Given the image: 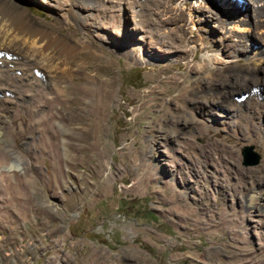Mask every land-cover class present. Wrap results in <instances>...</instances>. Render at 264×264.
Returning <instances> with one entry per match:
<instances>
[{
    "label": "rangeland",
    "instance_id": "374dc122",
    "mask_svg": "<svg viewBox=\"0 0 264 264\" xmlns=\"http://www.w3.org/2000/svg\"><path fill=\"white\" fill-rule=\"evenodd\" d=\"M15 1L89 94L43 139L32 64H0V264H264V0Z\"/></svg>",
    "mask_w": 264,
    "mask_h": 264
},
{
    "label": "bare ground",
    "instance_id": "6f19581e",
    "mask_svg": "<svg viewBox=\"0 0 264 264\" xmlns=\"http://www.w3.org/2000/svg\"><path fill=\"white\" fill-rule=\"evenodd\" d=\"M73 1L78 3V5L80 3V5H86L87 7L92 6L94 9L103 6H101L100 0ZM250 1L256 4L260 3L262 0ZM69 13L71 14V12ZM76 50L77 46L72 41L60 34L55 33L46 24L33 20V18H31L25 11V9L16 3L15 0H0V64L4 65L8 69H17L19 66V61L23 60L32 64L34 73H24L26 77L24 83H28L23 84L24 88H35V91L33 90L34 93L31 95L33 103L31 100L32 104L30 107H28L29 114L25 124L32 123L35 120L33 114L35 113L36 108L38 109L44 107L45 111L41 118L35 121V125L38 131L42 134L43 139L45 138L46 132L47 134L49 133L51 135V139H56V136L52 134L54 132L52 130L53 123L56 122L60 125L62 130H65L64 128H67V124H70L72 121L75 122L77 117H72L74 115L73 113L80 107L82 98L89 94V92L86 90V87L83 89H73L76 92L72 95L68 92L69 83H66L67 79L74 78L77 73L81 74L87 83V79L89 78V75L83 70L84 68L80 69L79 67V69L75 71L70 69V60L66 58V56L71 55L72 53L76 52ZM36 77H39L45 84L51 87L50 94L43 93L42 90H39V87L41 86L37 83ZM70 88H72V86ZM67 92L68 95L65 96V93ZM79 92L80 94H77ZM73 95L75 96L73 97ZM64 111L69 114L66 119L63 116ZM100 113L102 116L104 113V107H101ZM101 116L98 118V123H96L97 130L95 145L101 142L100 134L104 130V125L102 122L103 117ZM7 117V114L0 113V137L2 135V128H4L3 122L5 119H7ZM56 140L54 142H49V144L48 142L46 143L48 144L46 146L48 151L55 153V149H57L56 146L58 145ZM66 149L67 148L65 146L64 150ZM9 163L11 165L9 169L20 168L21 166V160L16 156L14 159H12V161H9ZM262 196L263 194L261 191H254L252 194L247 196V203L254 206L255 203H257V200L260 197L262 198Z\"/></svg>",
    "mask_w": 264,
    "mask_h": 264
},
{
    "label": "water",
    "instance_id": "95a60500",
    "mask_svg": "<svg viewBox=\"0 0 264 264\" xmlns=\"http://www.w3.org/2000/svg\"><path fill=\"white\" fill-rule=\"evenodd\" d=\"M244 154H246V155H247V154H250V153H249V149L245 150V153H244ZM251 156H252V154H251Z\"/></svg>",
    "mask_w": 264,
    "mask_h": 264
}]
</instances>
